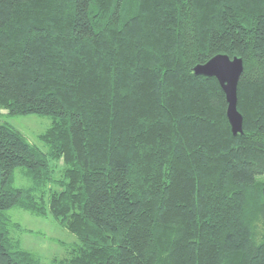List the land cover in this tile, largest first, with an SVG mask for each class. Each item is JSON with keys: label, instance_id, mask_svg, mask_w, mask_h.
<instances>
[{"label": "trees", "instance_id": "1", "mask_svg": "<svg viewBox=\"0 0 264 264\" xmlns=\"http://www.w3.org/2000/svg\"><path fill=\"white\" fill-rule=\"evenodd\" d=\"M0 110L51 118L45 153L0 123V264H41L11 208L75 236L50 264H264V0H0Z\"/></svg>", "mask_w": 264, "mask_h": 264}, {"label": "rangeland", "instance_id": "2", "mask_svg": "<svg viewBox=\"0 0 264 264\" xmlns=\"http://www.w3.org/2000/svg\"><path fill=\"white\" fill-rule=\"evenodd\" d=\"M0 123H7L20 131L29 143L42 152L47 147L38 139L51 124L49 116L41 115H7L0 110ZM22 169L14 172V185L27 187L29 180L21 174ZM264 179V178H263ZM10 218L8 231L10 237L19 242L20 248L35 255L41 264H50L53 258H62L74 247L76 238L65 228L61 227L50 215L40 217L18 208L5 212Z\"/></svg>", "mask_w": 264, "mask_h": 264}, {"label": "water", "instance_id": "3", "mask_svg": "<svg viewBox=\"0 0 264 264\" xmlns=\"http://www.w3.org/2000/svg\"><path fill=\"white\" fill-rule=\"evenodd\" d=\"M195 76L215 78L225 98V116L228 121L231 134L235 137L243 134V116L238 111V83L243 72V61L240 57H232L225 54L212 56L203 64L192 68Z\"/></svg>", "mask_w": 264, "mask_h": 264}, {"label": "bare ground", "instance_id": "4", "mask_svg": "<svg viewBox=\"0 0 264 264\" xmlns=\"http://www.w3.org/2000/svg\"><path fill=\"white\" fill-rule=\"evenodd\" d=\"M215 79V78H214ZM216 80V79H215ZM218 83V82H217ZM219 85V84H218ZM221 89V88H220ZM222 91V90H221Z\"/></svg>", "mask_w": 264, "mask_h": 264}]
</instances>
